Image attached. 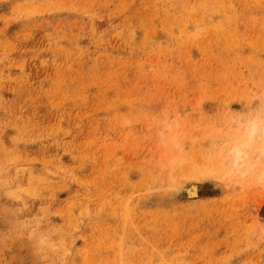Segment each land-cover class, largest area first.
<instances>
[{
    "label": "rangeland",
    "instance_id": "rangeland-1",
    "mask_svg": "<svg viewBox=\"0 0 264 264\" xmlns=\"http://www.w3.org/2000/svg\"><path fill=\"white\" fill-rule=\"evenodd\" d=\"M261 105L264 0H0V264H264Z\"/></svg>",
    "mask_w": 264,
    "mask_h": 264
},
{
    "label": "clouds",
    "instance_id": "clouds-1",
    "mask_svg": "<svg viewBox=\"0 0 264 264\" xmlns=\"http://www.w3.org/2000/svg\"><path fill=\"white\" fill-rule=\"evenodd\" d=\"M246 135L242 143L225 150L221 174L252 178L264 186V105L242 117Z\"/></svg>",
    "mask_w": 264,
    "mask_h": 264
},
{
    "label": "bare ground",
    "instance_id": "bare-ground-1",
    "mask_svg": "<svg viewBox=\"0 0 264 264\" xmlns=\"http://www.w3.org/2000/svg\"><path fill=\"white\" fill-rule=\"evenodd\" d=\"M188 193H189V195H195V194H197V187L196 186H194L193 184L188 188Z\"/></svg>",
    "mask_w": 264,
    "mask_h": 264
}]
</instances>
